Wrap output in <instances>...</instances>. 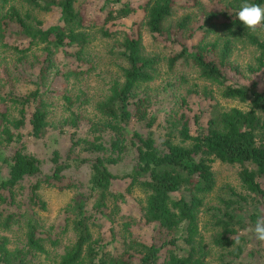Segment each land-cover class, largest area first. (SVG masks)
<instances>
[{"label":"trees","instance_id":"1","mask_svg":"<svg viewBox=\"0 0 264 264\" xmlns=\"http://www.w3.org/2000/svg\"><path fill=\"white\" fill-rule=\"evenodd\" d=\"M242 2L145 0L140 6V27L169 47L164 57L172 80L161 81L162 91L173 88L181 101L189 93L213 97L210 84L222 98L243 104L202 109L190 131L186 114L171 105L175 98L157 99L158 86H150L159 76V55L145 52L139 28H115L116 19L135 11L129 2L102 0L101 21H94L85 0H0V264H264L257 250L239 243L235 214H214L206 232L199 217L216 184V161L239 167L241 187L264 210V88L228 74L237 72L231 55L238 43L255 48L256 70L264 71V33L239 21ZM185 7L196 12L174 20ZM53 12L56 20L44 25L40 14ZM95 42L107 48L97 51ZM99 65L107 78L103 93L92 99L82 80ZM193 74L202 85L189 84ZM18 83L30 88L19 93ZM55 94L67 112L60 127L74 131L65 146L51 151L43 173L42 161L24 142L45 136ZM156 101L174 117L168 119L172 132L159 138L152 129ZM90 102L94 112L88 118L82 108ZM82 121L88 125L84 133L77 132ZM125 159L130 169L114 173L110 165ZM82 166L86 181H74L72 171ZM121 179L129 187L111 191ZM42 182L73 191L49 224L39 212L46 210L38 194ZM134 186L143 197L135 201L136 212H124ZM250 217L257 221L258 215ZM139 223L150 230L141 238L133 229Z\"/></svg>","mask_w":264,"mask_h":264},{"label":"rangeland","instance_id":"2","mask_svg":"<svg viewBox=\"0 0 264 264\" xmlns=\"http://www.w3.org/2000/svg\"><path fill=\"white\" fill-rule=\"evenodd\" d=\"M129 2L130 5L134 8L131 14L127 17L119 18L115 20V28L119 30H126L128 27H132L133 31L138 29L141 32L142 43L145 52L147 53H156L160 57V61H158L159 68V76L156 78L150 86H158V88H153L155 95L158 96L157 99H164V95H169L170 98H175V103H171V105L175 108H179V112H184L187 117V121L189 124L190 131H193L195 128L194 118L200 114L202 109H206L211 107L212 104L216 103L220 108H229L232 106L243 107L237 100L224 99L220 96L219 89L214 86L208 84V88L212 90L213 97L205 96L203 94H184V101H181V97H176L173 95L174 89L171 88L168 91H162V86L164 79H168V81L172 80V74H168L166 70V62H165V53L169 50L168 45L161 41L155 40L149 35L144 26H141V21L143 19V9L142 6L145 0H122ZM184 2H188L189 0H183ZM205 1V0H204ZM102 5V0H85L84 10L86 12L87 17L94 21H101L103 13L100 12V6ZM194 10V11H192ZM188 12H196V8L185 7L184 10L179 9L173 15V19H178L179 16L188 13ZM56 12L53 13H41L40 17L43 19L44 25H49L56 20ZM93 21V22H94ZM110 24V23H109ZM121 24V25H119ZM114 28V27H113ZM180 39H184L182 35ZM185 42L188 43L186 40ZM95 50L102 51L107 48L105 42H95ZM257 52L255 48L249 44H240L236 46L232 55L231 62L236 66V71L228 72L229 76L237 81L238 83L248 84L251 81H257L259 83L260 89L264 88V71L256 70V61L255 56ZM113 69L115 67L113 66ZM21 72L28 75L29 70L27 66H23L20 68ZM101 71L106 72L102 65H99L97 71L91 73L89 76L85 78V81L82 80V84L85 86L88 94L91 95L92 99L98 98L104 89V81L107 77L103 76ZM189 84L192 82H198L199 85H202L203 82L197 81L195 74L188 76ZM32 87V86H31ZM30 88V85L24 83H18L16 85V91L19 93H24ZM60 90L58 89V92ZM181 92H185L184 89H181ZM173 98V100H174ZM51 102L54 103V107L51 112V125L47 128L46 134L43 138L39 139H27L24 142L25 148H27L30 152H32L35 156H37L42 161V172H48L50 167L49 157L51 155V151L55 148H59V146H65L67 144L68 133L74 131L73 128L68 126L60 127V122L62 118L67 117V112L64 110V106L62 105V101L60 99L59 94H55L49 98ZM155 106L158 109L157 120L154 123L152 129L155 132L157 138H159L165 132H172V125L168 123L169 117H173V114L167 111L168 109L165 105L160 104L156 101ZM176 110V109H175ZM82 112L90 117V115L94 112L92 107V102L88 105L83 106ZM202 120V118L200 119ZM80 129L77 132L84 133L87 131L88 125L86 121H82L80 123ZM65 131V132H64ZM176 132V131H174ZM64 133V134H63ZM11 147H9L10 149ZM60 149V148H59ZM62 153V151H61ZM111 170L117 174H123L124 172L130 169L128 161L125 159L121 163L110 165ZM213 169L215 171V179L216 184L213 187V190L208 193L204 199V204L202 206V212L200 213V224L203 227V232H206L208 229L210 230L211 225L216 221L213 217L214 214H221L224 212H230L231 214H235L238 219H240V224L236 226L238 228L237 236L240 238L239 243H241L245 248H254L258 253L255 255L258 261L264 260V241H258L255 238L254 229L256 221L252 220L250 215L256 213L258 218L264 217V210L260 204L258 198L250 192H247L238 179V170L239 167L237 165H229L225 163H221L216 161L213 164ZM88 175V169L86 166H82L79 170L72 171L71 177L74 181H83L85 182ZM128 179L115 180L111 187V191H125L128 186ZM28 189L26 188L24 193L27 194ZM38 194L41 199H43L46 203V210H39L44 222L49 224L59 217L61 214V208L67 203L70 197L73 195L72 190H58L54 187L46 185V183H41V187L38 190ZM128 203L126 204L128 207L124 209V212H128L129 210L136 212V208L134 207L135 201L139 198L143 197V193L140 191L138 187H132L129 194L127 195ZM225 201H229L228 205ZM123 205V208L126 206ZM138 214V213H136ZM108 224L104 225L102 230L107 232ZM135 235L139 238L146 236L150 233V230L146 225L143 224H135L134 228ZM108 234V233H107Z\"/></svg>","mask_w":264,"mask_h":264},{"label":"clouds","instance_id":"3","mask_svg":"<svg viewBox=\"0 0 264 264\" xmlns=\"http://www.w3.org/2000/svg\"><path fill=\"white\" fill-rule=\"evenodd\" d=\"M236 16L251 32L256 33L259 31L264 33V4L243 0ZM252 231L258 241H264V217L256 221Z\"/></svg>","mask_w":264,"mask_h":264}]
</instances>
